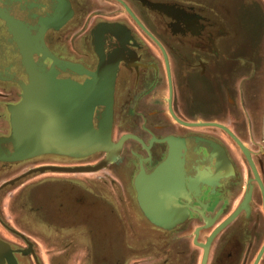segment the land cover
<instances>
[{
    "label": "flooded vegetation",
    "instance_id": "flooded-vegetation-1",
    "mask_svg": "<svg viewBox=\"0 0 264 264\" xmlns=\"http://www.w3.org/2000/svg\"><path fill=\"white\" fill-rule=\"evenodd\" d=\"M194 1L201 7L173 0H0V49L20 50L16 25L37 46L34 60L55 72L39 47L85 72L73 78L100 63L108 72L115 62L110 135L114 143L122 139L115 159L95 171L53 167L94 165L107 151L86 161L44 153L0 162V244L17 264H264V73L258 56L247 54L253 40L245 35L259 13L248 0ZM227 13L243 19L237 22L247 40L232 39ZM10 55L0 51V61ZM55 77L50 73L58 93L71 94ZM20 92L0 80V134ZM46 117L53 127L39 140L68 142L70 131L55 126V114ZM161 164L172 177L165 195L173 199H155L149 190L151 204L167 214L169 206L188 211L171 227L135 209V178L151 177ZM58 240L69 242L60 248ZM0 264H9L5 255Z\"/></svg>",
    "mask_w": 264,
    "mask_h": 264
},
{
    "label": "water",
    "instance_id": "water-1",
    "mask_svg": "<svg viewBox=\"0 0 264 264\" xmlns=\"http://www.w3.org/2000/svg\"><path fill=\"white\" fill-rule=\"evenodd\" d=\"M63 21L64 20L59 21L57 24L59 25ZM44 30H43L42 37L38 38L39 41L40 39H43ZM39 41H37L38 44H39ZM44 43L46 45V42ZM5 47H10V48L0 49V51L5 53L8 50H11L14 55H10L11 57L5 60L4 62L0 61V79L17 83L21 88V93L19 94L20 99L16 103L11 105L12 107L8 105V111L10 115L9 116V131L7 134L0 135V143L6 144V153L5 152L0 153V160L16 161V160H21L24 158H28V157L38 155V154H43V153H56V154H64V155L75 156V157L87 156V155L93 154L94 152L98 150L100 151L109 150L110 151L112 148V152L114 151L112 156L106 155L102 160H100L98 163L94 165L75 166V167H53V166H49V167L62 169V170H69V171H95L97 169L105 167L108 163L112 162L115 159L119 151L120 144L122 142V139H120V141H118L116 145H113L111 143L112 142L111 139L109 138L110 129H111V119H112V114H113V73L115 72L114 71L115 62L110 63V66L112 67L110 71L111 81L109 83V87L107 88L106 86L105 89L103 88L104 89L103 93L101 94L97 93L99 97V102H94V100L90 98V95L94 93L93 91H89L86 94H84L85 96H88L93 102V105L90 107V109H88L90 123L88 126H84L85 136H89V141H91L88 143L87 146H85V149L83 147L81 150H77L79 149L77 146H72V148H68L64 144H60V143H58L57 147H51L45 144H42V145L38 144L36 146H32L31 133L34 127L32 126V119H31L32 116L30 117L28 116V113L30 112V110L28 109V112H27L28 106L26 107L27 105L26 103L28 100L32 101L34 97L36 98V94L39 93L37 90L38 87L36 85V75L32 74L33 68L27 64L28 62H25L29 58L27 57L26 49H23L22 51L21 50L18 51L17 47L12 48L10 44ZM39 48L45 55H48V57L50 58V61H53L57 65L56 72L58 74V79L67 80L69 78V82L71 83V86L73 83H74V86H76L72 91V93H74L75 95H72L71 97V101L74 104L76 103L78 99L77 97L79 94L78 88L81 86H83L84 88L90 87L91 85L90 83L95 80L94 78L104 75L105 74L104 72H106L107 70L106 69L107 65L106 64L103 65L100 63L98 65V68H96L95 70H92V71L90 70L91 72L87 71L84 76L81 75L79 78L78 77L73 78L74 73L76 72L85 73V72L83 70H79L78 68H76V65H72L63 60L58 59L57 57L52 55L50 51L47 50V47L43 48V46H41ZM21 56L22 58H20ZM98 71H101V73L100 72L98 73ZM65 77H68V78H65ZM98 82L99 81H96L92 85H95L96 83L98 84ZM98 87L100 88V86ZM88 101L90 100L86 99L85 103H88ZM29 108H32V107L30 106ZM71 111L76 113L79 110L77 111L76 108H74V110H71ZM12 113H15L14 118H16V120L19 117L21 119V121L19 122L21 123L19 128H17V126L16 128H14ZM78 115H79V112H78ZM97 118H98L97 122L99 123L101 121L103 125V129H105L104 133L108 134V138H106V142H105L106 146L100 145L101 143H99V140L101 138L97 139V136L91 137L93 135L91 132L96 131L97 129L96 127L97 124L96 122H94ZM74 125L75 123L72 122L71 123L72 130L80 129L79 128L80 125L78 126L76 124L75 128H74ZM99 133L102 138L106 137L105 135L102 134L101 131H99ZM70 141L71 140L69 139V142ZM166 167L167 165H163L162 167L157 169V171L154 172L153 173L154 175L152 174V176L160 177L161 175L164 174ZM144 178H145V181H147V178L149 179V177H144ZM139 184L140 185L138 186V199L140 200V203L142 205L141 207H142L143 212L147 214L152 213L153 215H155L154 220L159 225L167 224V220L164 218V215L165 216L168 215L167 214L168 212L165 213L162 208H159L158 211L155 212V210L152 207L153 205H151V201L148 199L151 196L149 194L150 192L149 189H147L146 186H143L141 182H139ZM166 192L168 195L163 194L162 191H158L157 193H155L156 195L154 194L156 196L155 199L159 197H167L168 201L172 200L173 198L169 195L170 192L168 190H166ZM168 209L172 210L170 206L168 207Z\"/></svg>",
    "mask_w": 264,
    "mask_h": 264
},
{
    "label": "bare ground",
    "instance_id": "bare-ground-1",
    "mask_svg": "<svg viewBox=\"0 0 264 264\" xmlns=\"http://www.w3.org/2000/svg\"><path fill=\"white\" fill-rule=\"evenodd\" d=\"M162 4H158L156 2L155 6L162 8L163 7ZM15 24H16V22H15ZM179 24H180V21L175 22L174 26L177 28H180ZM13 29L16 32L17 39L19 40V44L21 46L20 50L22 51L23 49H26V51H27L26 54H27V57H29V58L25 62H28L27 64L33 68L32 74L36 75V85L38 87L37 90L39 92L36 94V98L34 97L32 101L28 100L26 103L27 104L26 107L28 106L27 112H28V109L30 110V112L28 113V116L29 117L32 116V118H31L32 119V126L34 127L33 131L31 129V131H32V133H31V136H32L31 137V144H32V146H36L38 144L39 145L45 144V145H49L51 147H57L58 143H60V144H64L68 148H72V146H77L79 148L77 150H81L83 147L85 149V146H87L88 143L91 142V141H89V136H85V133H84V126H88L90 123L89 122L90 119H89L88 109H90V107L93 105V102L91 101V99L94 100V102H99V97H98L97 93L101 94V93H103V90L106 88V86H107V88L109 87V83L111 81V74H110L111 68H110V70H108V72L107 71L104 72L105 73L104 75L97 77V78H94L95 80L90 83L91 85H90V87H87L88 89L86 87L84 88L83 86L79 87L78 88L79 94L77 96L78 99H77L76 103L74 104L71 101V97H72V95H75V94L71 93V94L65 95V93H62L61 91L58 93L56 86H54V84L52 86L50 84V79H49L50 73L53 76H56L57 72H55V70H53V69H49L41 61L36 62L34 60L33 53L35 51H37V48L30 42L27 35L26 34L24 35L22 30L19 31V29H17L16 25H15V28H13ZM8 54H12L11 50H8ZM21 58H22V56H21ZM106 65H108L107 62H106ZM40 67H41V69H40ZM99 72L101 73V71H98V73ZM95 73H97V72H95ZM32 74H31V76H32ZM113 75H114V73H113ZM46 76H48V77H46ZM56 79H58V78H56ZM96 81H99L98 84L96 83L95 85H92ZM63 83H64V85H67L68 91L70 89H72V91H73V89L76 87V86H74V83L71 86V83L69 82V78L67 80H65V82L63 81ZM103 83H105L106 85L105 84L103 85ZM98 86H100V88ZM62 87L63 86H58L59 89H62ZM89 91L94 92L92 95H90L91 99L88 96L84 95ZM86 99H88L90 101H88V103H85ZM39 105L42 106V108H40ZM30 106L32 108H29ZM10 107H12V106H10ZM50 107L52 108L51 109L52 112L49 111ZM74 108H76L77 111L79 110L78 111L79 115H78V112L75 113V112L71 111V110H74ZM48 113L55 114V118H56V125L55 126L57 128H60L61 132H65V130H67V132H68V130L70 131V133L72 134L71 138H69L71 140L70 142L69 141L65 142L63 139L59 140V138H57V140L54 139V141H52V142H48V141L43 142V141L39 140L38 135H39V137H44V138L46 136H49V132H47L46 128L47 127L48 128L53 127V126H51L50 123H48V119L46 117L48 115ZM14 115L15 114L12 113L13 125H14V128L16 126L18 128L21 125V123H19L21 120L20 121H19V119L16 120V118H14ZM97 121H98V118H97ZM72 122L75 123L74 128L77 124L78 126L80 125V127H79L80 129L79 130H77V129L72 130V128H71ZM96 124H97L96 125L97 129H96V131L91 132L93 134L91 137L97 136V139L101 138L99 140V143H101L100 145L106 146L105 142H106V138H108V134L104 133L105 129H103V125H102L101 121L99 123L97 122ZM99 131H101L102 134L105 135L106 137L102 138L100 136ZM109 138L111 139L110 134H109ZM111 141H112V139H111ZM61 142H63V143H61ZM111 143L113 145H116V143H114L113 141ZM98 151H100V150H98ZM106 151H107L108 155H110V156H112V154L114 152V151L112 152V148L110 151L109 150H106ZM152 177H149V179L147 178V181H145V178L142 176L141 177V184H143V186H146L147 189L152 191L153 197H156L155 193H157L158 191H162L163 194H165V189H166L170 179L172 178L171 175L163 174L160 177H154V176H152ZM159 198H157V199H159ZM152 207L155 210V212L159 208H161V207H155V206H152ZM7 247L9 249L10 253H9L8 249L5 247V245L0 244L1 255H5L8 258L9 264H17L14 256L12 255L10 247L8 245H7ZM1 255H0V258H1ZM2 261H3V259H1V262Z\"/></svg>",
    "mask_w": 264,
    "mask_h": 264
},
{
    "label": "rangeland",
    "instance_id": "rangeland-1",
    "mask_svg": "<svg viewBox=\"0 0 264 264\" xmlns=\"http://www.w3.org/2000/svg\"><path fill=\"white\" fill-rule=\"evenodd\" d=\"M173 1H178V2H181V3H185L186 5H189L191 7H194V8H199L201 6H198L196 5L195 1L194 0H173ZM208 1V0H207ZM214 1L216 0H210V3L214 4ZM247 5H248V8L249 10L252 12V11H255L256 12V9L258 10V17L260 19V21L258 22V25L256 27H252L251 25L248 27L249 28V32H245V35H248L249 38L251 40H253V44L249 45V48L247 49L248 51V55H252V57H256L258 56L259 60L262 62V64H258V67L260 68L259 70L260 71H263L264 73V0H248L247 2ZM227 15V21H230L229 24L232 28V39H245L247 40V37H245V35L242 33V36H241V33H240V29L241 27H239V23L237 21L239 20H243L241 18H235L233 17L232 15H230L229 13L226 14ZM228 17H229V20H228ZM237 19V20H236ZM252 20V19H250ZM248 21H249V17H248ZM236 27V30L234 29ZM260 62V63H261ZM262 68V69H261ZM1 80V79H0ZM2 81H5V80H2ZM11 82V81H10ZM17 84V83H16ZM18 85V84H17ZM19 86V85H18ZM20 87V86H19ZM21 89V88H20ZM21 93V92H20ZM19 93V94H20ZM18 94V97L20 99V96ZM18 99V100H19ZM16 103V102H15ZM14 104V103H13ZM7 112L9 114V111H8V106H7ZM8 131H9V128H8ZM7 131V133H8ZM5 133V134H7ZM2 135V134H0ZM1 144H0V148H1ZM44 154V153H43ZM45 154H50V153H45ZM52 154V153H51ZM53 154H56V153H53ZM40 155V154H38ZM57 155H64V154H57ZM36 156V155H34ZM67 159L69 160H72V161H86V160H92L96 157H94L93 155L90 156V157H85V156H69V155H66ZM69 156V157H68ZM33 157V156H31ZM30 158V157H28ZM59 158V157H58ZM25 159V158H24ZM0 162H3L2 160H0ZM4 162H7V161H4ZM10 162V161H9ZM12 162V161H11ZM73 198V197H72ZM68 214H73L74 211H75V206H71L69 207L68 209ZM60 212V211H59ZM59 212L56 211V217L59 216ZM72 212V213H70ZM61 216V215H60ZM41 242V245L40 247L43 249L44 247H46L45 245L42 244V240L39 241ZM67 240H58L57 242V246H59L60 248L61 247H66L67 246ZM55 245V246H56ZM106 244H104L105 246Z\"/></svg>",
    "mask_w": 264,
    "mask_h": 264
},
{
    "label": "crops",
    "instance_id": "crops-1",
    "mask_svg": "<svg viewBox=\"0 0 264 264\" xmlns=\"http://www.w3.org/2000/svg\"><path fill=\"white\" fill-rule=\"evenodd\" d=\"M35 46V45H34ZM35 47H37V46H35ZM37 51H38V48H37ZM163 165L161 164V165H159L156 169H155V171L154 172H156L157 171V169H159L160 167H162ZM153 172V173H154ZM152 173V174H153ZM154 175V174H153ZM139 182H141V180L139 181L138 180V177H136L135 178V191H136V199H137V204H138V206H135V209H136V212L139 214V215H144V216H146L148 219H150V221L153 223V224H155V225H157V226H161V227H171V226H173V225H175V224H177V223H179V222H183L185 219H187V217H188V211L186 210V208L185 207H182V206H173V205H171V206H173V208H172V211H171V213H169L168 215H164V218L167 220V224H165V225H159L154 219H155V215H153L152 213H149V214H147V213H144L143 212V210H142V205H141V203H140V200L138 199V186L140 185L139 184ZM149 200H150V198H148ZM152 200H154L155 201V199H152ZM151 205H153V206H155V207H161V206H159V204H151ZM162 208V207H161ZM174 209H177V211H179L178 213H176V214H173L175 211H173Z\"/></svg>",
    "mask_w": 264,
    "mask_h": 264
}]
</instances>
